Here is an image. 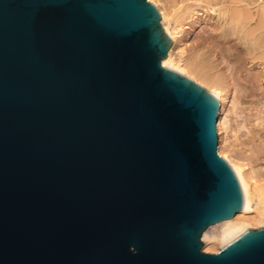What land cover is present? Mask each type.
Segmentation results:
<instances>
[{"label": "water", "instance_id": "water-1", "mask_svg": "<svg viewBox=\"0 0 264 264\" xmlns=\"http://www.w3.org/2000/svg\"><path fill=\"white\" fill-rule=\"evenodd\" d=\"M149 0H0V264H264L219 100L162 65Z\"/></svg>", "mask_w": 264, "mask_h": 264}, {"label": "bare ground", "instance_id": "bare-ground-1", "mask_svg": "<svg viewBox=\"0 0 264 264\" xmlns=\"http://www.w3.org/2000/svg\"><path fill=\"white\" fill-rule=\"evenodd\" d=\"M151 1L160 6L172 39L162 65L199 82L219 100L217 152L243 191V207L202 233L204 251L214 252L264 225V0ZM192 28L199 30L187 39ZM231 109L240 117L234 125L227 118Z\"/></svg>", "mask_w": 264, "mask_h": 264}, {"label": "rangeland", "instance_id": "rangeland-1", "mask_svg": "<svg viewBox=\"0 0 264 264\" xmlns=\"http://www.w3.org/2000/svg\"><path fill=\"white\" fill-rule=\"evenodd\" d=\"M149 1H151V0H149ZM161 2L163 1V0H160ZM151 2H153V1H151ZM154 3V2H153ZM155 4V3H154ZM160 4V3H159ZM155 6L158 8V10L160 11V9H159V7H158V5L157 4H155ZM200 12H202V10H200ZM160 13H161V11H160ZM160 22L162 23V16H161V19H160ZM163 25V24H162ZM203 25L204 26H206V22L205 23H203ZM185 26H188V24H186ZM192 29H194V28H192ZM187 30L188 32H189V34H188V36H187V39L190 37V36H192V34L193 33H195V32H197L198 30H199V28L198 29H194V30ZM191 42V38H190V40L187 42V46L189 45V43ZM252 69V67H249V70H251ZM249 70H247V72L249 71ZM245 72V71H244ZM199 83V82H198ZM202 85V84H201ZM246 104H248V102H246ZM245 104L243 103L241 106H244ZM231 112V113H230ZM233 111H232V109L229 111V113H228V115H227V118H228V121H229V124H231V123H233V124H231V125H234L236 122H235V120H237V119H239L240 117H238L237 116V114H235L234 112L232 113ZM234 116V117H233ZM237 116V117H236ZM235 117H236V119H235ZM235 119V120H234ZM217 122H218V112H217V121H216V133H217V147H218V131H217ZM229 135H230V132L228 133ZM231 138V137H230ZM219 154V153H218ZM264 226V225H263ZM259 227V226H258ZM201 240L203 241V239H202V236H201ZM203 244H204V242H203ZM201 250L202 251H204V249H203V246H202V248H201ZM218 251V250H217ZM217 251H214V252H217Z\"/></svg>", "mask_w": 264, "mask_h": 264}]
</instances>
